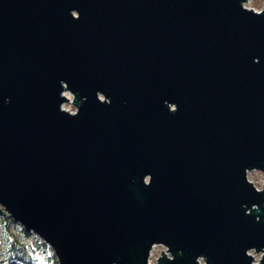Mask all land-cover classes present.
<instances>
[{"label":"water","instance_id":"95a60500","mask_svg":"<svg viewBox=\"0 0 264 264\" xmlns=\"http://www.w3.org/2000/svg\"><path fill=\"white\" fill-rule=\"evenodd\" d=\"M245 1L0 0V214L59 264L156 245L158 264H255L264 8Z\"/></svg>","mask_w":264,"mask_h":264},{"label":"trees","instance_id":"16d2710c","mask_svg":"<svg viewBox=\"0 0 264 264\" xmlns=\"http://www.w3.org/2000/svg\"><path fill=\"white\" fill-rule=\"evenodd\" d=\"M14 226L19 227V233L22 236H19L17 232L13 230ZM22 238L29 239L31 242L23 240ZM4 239L7 243L6 245L9 256L7 258L8 264H43V262L38 257V253L40 251L49 253L51 264H59L55 253L51 251L50 246L39 236L32 232H27L10 216L0 214V243L4 242Z\"/></svg>","mask_w":264,"mask_h":264},{"label":"rangeland","instance_id":"374dc122","mask_svg":"<svg viewBox=\"0 0 264 264\" xmlns=\"http://www.w3.org/2000/svg\"><path fill=\"white\" fill-rule=\"evenodd\" d=\"M248 6L249 7H255L256 9H261L264 7V0H248ZM66 96L69 98V101L67 102V104L63 107L66 110H74L76 107L73 104L74 101V95L70 94V93H66ZM249 179L260 189L263 190L264 189V172L263 171H250L248 173ZM13 230L15 232H17V234L19 236H22L19 232V227L14 226ZM23 240H26L28 242H31V240L26 239V238H22ZM4 242H1V252H0V264H8L7 262V258L8 256V251H7V243L6 240H3ZM4 243V244H3ZM51 248V247H50ZM165 247L163 245H157L154 249L153 252V256L151 258L152 264H158L157 260L158 258H160L161 253L163 251H165ZM51 251L54 253V250L51 248ZM256 258H260V253L254 252L253 253ZM257 254V255H256ZM38 257L40 258V260L43 262V264H51L50 262V258H49V253L40 251L38 253ZM11 264H19V263H11Z\"/></svg>","mask_w":264,"mask_h":264},{"label":"built area","instance_id":"2783aa9c","mask_svg":"<svg viewBox=\"0 0 264 264\" xmlns=\"http://www.w3.org/2000/svg\"><path fill=\"white\" fill-rule=\"evenodd\" d=\"M248 2L249 1H245L244 3H243V5H244V7H246V8H249V9H253V10H255L256 12H261L262 11V9L264 8H261V9H256L255 7H249L248 6ZM66 93H70V92H65L64 94H65V96H66ZM70 94H72V93H70ZM73 95V94H72ZM67 97V96H66ZM67 99H69L68 97H67ZM67 104V102L66 103H64L63 104V107L65 106ZM76 107V106H75ZM63 109H65V108H63ZM66 110V109H65ZM67 111H69V112H71V113H75L76 111H77V108H75L74 110H67ZM258 188V187H257ZM259 189V188H258ZM157 246V245H156ZM156 246H154L153 247V250L152 251H154V249H155V247ZM165 247V246H164ZM166 249H165V253H166V255H167V257L168 258H170V259H172L173 258V255H172V253L170 252V251H168L169 249L167 248V247H165ZM254 252H257V253H260V258H256V256L253 254ZM249 254L250 255H252L253 257H254V263L255 264H257V263H259L260 262V260L263 258V255H264V253L263 252H258V251H256V249H253V250H250L249 251ZM257 255V254H256ZM152 256H153V252H151V256H150V260H149V264H152V261H151V258H152ZM163 255H162V253H161V256L160 257H162ZM159 259V258H158ZM158 261V260H157ZM198 261H199V263L200 264H207V261H206V259L204 258V257H200L199 259H198ZM158 263V262H157Z\"/></svg>","mask_w":264,"mask_h":264}]
</instances>
